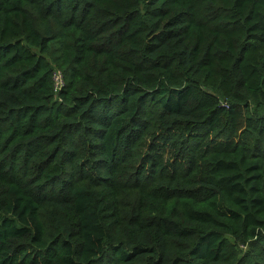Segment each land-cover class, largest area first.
Segmentation results:
<instances>
[{
  "label": "trees",
  "instance_id": "obj_1",
  "mask_svg": "<svg viewBox=\"0 0 264 264\" xmlns=\"http://www.w3.org/2000/svg\"><path fill=\"white\" fill-rule=\"evenodd\" d=\"M0 264H264V0H0Z\"/></svg>",
  "mask_w": 264,
  "mask_h": 264
},
{
  "label": "built area",
  "instance_id": "obj_2",
  "mask_svg": "<svg viewBox=\"0 0 264 264\" xmlns=\"http://www.w3.org/2000/svg\"><path fill=\"white\" fill-rule=\"evenodd\" d=\"M54 85L56 91H60L65 85L63 76L59 71H55L54 73Z\"/></svg>",
  "mask_w": 264,
  "mask_h": 264
}]
</instances>
